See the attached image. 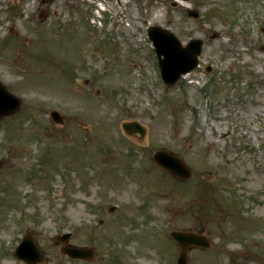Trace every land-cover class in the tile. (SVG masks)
Returning <instances> with one entry per match:
<instances>
[{
    "label": "rangeland",
    "instance_id": "374dc122",
    "mask_svg": "<svg viewBox=\"0 0 264 264\" xmlns=\"http://www.w3.org/2000/svg\"><path fill=\"white\" fill-rule=\"evenodd\" d=\"M91 1L40 17L39 0H0V81L22 101L0 117V264H25L12 252L26 230L43 264H175L174 229L209 237L188 264H264V0ZM149 25L204 41L171 85ZM132 120L142 139L123 131ZM161 148L187 178L152 161Z\"/></svg>",
    "mask_w": 264,
    "mask_h": 264
},
{
    "label": "water",
    "instance_id": "95a60500",
    "mask_svg": "<svg viewBox=\"0 0 264 264\" xmlns=\"http://www.w3.org/2000/svg\"><path fill=\"white\" fill-rule=\"evenodd\" d=\"M187 14L190 16H198L195 9H187ZM148 36L154 45V51L158 58L160 72L165 83H173L181 73L189 71L197 63V55L200 53V39H191L185 46H181L179 39L169 30L160 26H150L147 29ZM264 49V45L261 46ZM20 105V100L3 85L0 84V116L8 115L17 109ZM51 117L61 122L62 118L58 111L52 110ZM123 126L126 131H131L132 126L143 133V128L136 121L124 122ZM153 159L164 168L168 169L174 175L185 179L189 176V169L183 163L179 156L171 152L161 149L153 154ZM172 237L179 244V254L176 264H187V256L190 245H206V241H202L201 237L189 231H172ZM66 235L62 236L65 238ZM65 251L71 256L89 257L90 251L65 248ZM15 255L25 260L27 264H35V261L42 259V253L37 248L31 237L25 236L20 244L15 249Z\"/></svg>",
    "mask_w": 264,
    "mask_h": 264
},
{
    "label": "flooded vegetation",
    "instance_id": "af4514ba",
    "mask_svg": "<svg viewBox=\"0 0 264 264\" xmlns=\"http://www.w3.org/2000/svg\"><path fill=\"white\" fill-rule=\"evenodd\" d=\"M39 1H40V5L43 9L42 14H43V16H46L47 10H48L51 3L47 2L46 0H39Z\"/></svg>",
    "mask_w": 264,
    "mask_h": 264
},
{
    "label": "bare ground",
    "instance_id": "6f19581e",
    "mask_svg": "<svg viewBox=\"0 0 264 264\" xmlns=\"http://www.w3.org/2000/svg\"><path fill=\"white\" fill-rule=\"evenodd\" d=\"M124 193L126 194L127 192H126V191H124Z\"/></svg>",
    "mask_w": 264,
    "mask_h": 264
}]
</instances>
